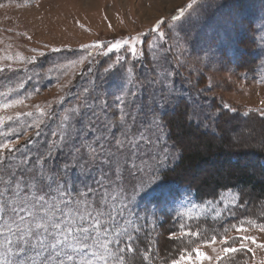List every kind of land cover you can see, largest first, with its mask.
<instances>
[{"label": "rangeland", "instance_id": "1", "mask_svg": "<svg viewBox=\"0 0 264 264\" xmlns=\"http://www.w3.org/2000/svg\"><path fill=\"white\" fill-rule=\"evenodd\" d=\"M209 1L196 0L194 10L187 9L190 0H35L31 2L8 1L0 3L4 5L0 7V69H3V71H0V86L3 87L0 89V105L6 101H24L22 105L0 110V117H15L17 113L23 114L29 111L33 112V116L36 117L39 115L37 110L42 109L49 115L41 119L51 121V116L59 114L58 107L64 101L69 103L68 109L76 107L77 104L82 105V97L88 95L91 98L94 86L90 85L88 88H83V85H80L82 82L81 75L85 77V73H87L86 76L89 73H96L97 69L84 71V67L92 62V58L88 55L82 53L78 56L66 58L67 55H59V52L73 51L72 53H76L75 50L85 48L91 44L99 43L107 46L123 41L135 43L136 47H139L142 46L144 39H147L145 48L149 50L156 47L161 41V39H158V34L153 33L151 29L157 27V21H163L159 28L167 37H181V31L190 27H195V31L198 33V36L194 35L189 43L182 38L185 40L184 45L180 41V47L176 50L178 55L176 59L180 63L178 72L190 81H186L184 85H195L196 81L199 82L198 86L196 85L198 87V98L186 94L181 89L183 85H176V82H174L171 88L162 89L161 95H158L161 99H166L150 109L149 120L153 116L157 117L164 109L169 112L173 105L176 109L178 107V100L176 99L182 100V94L184 93L185 100L183 102H185L191 113L195 112L197 114L200 111L199 107L202 102L212 103L215 109L221 112L225 111L227 116L225 119H221V124L218 126L219 131L227 135V141L224 144L231 152L239 150L236 154L242 156V153L245 152L243 150L246 149H264L263 124L260 122L255 123L252 120L240 121L239 119L242 117L239 115L252 113V111H256L261 115V112L264 111V20L262 21L264 12L263 17L260 14L256 22L259 30L255 38L257 46H259V67L256 70V75H250L244 72V69L252 64L247 62L245 58L247 57L248 60L250 58L247 55L241 56V53L237 52L239 51L238 46L241 47V45L238 44L239 40L235 39V36L241 34V26L244 29L243 26L247 16L243 14L240 18L237 15V10L243 13L245 6L238 7V3H235V5L230 4V7H227V5L219 9L210 18L205 17L206 13H202V6H199ZM257 1L254 0L253 3L256 8L259 6ZM263 2L264 0L261 4ZM182 8L185 9V15L178 20L173 19ZM193 39L197 42L196 46L191 45ZM53 49H59V51H53ZM142 50L145 51L144 47ZM79 61H83V63H78ZM131 77L134 83L133 92L136 93L140 82L132 74ZM115 82L113 81V83ZM31 83L33 86L29 87L28 84ZM157 84L161 88L170 85ZM118 87L119 85L116 84L115 88ZM67 91L72 93L69 94L68 92L66 94ZM80 92L82 93L80 94ZM105 92L113 94L107 104L109 113L104 117V120L111 123L112 119L115 118L114 115H116L114 110H117L120 106V100H118V93L110 90H105ZM75 94L78 95L77 99ZM68 95L71 96L68 97ZM139 100L140 97L138 96L133 102L139 105ZM99 104L97 101L92 102L95 111L101 116ZM104 105L106 104L104 103ZM205 107L208 109L207 106ZM135 110L133 109L131 112L130 107L127 109L133 115ZM226 110L234 114L230 115L228 114L229 111ZM181 111V108L178 111L176 110L172 114V118L174 120L178 119ZM203 112L207 115L206 121H208V124L202 122L198 129L211 136L216 146H219L224 140L220 132L216 131L215 134H211L207 130H201L210 128L209 123L214 122L209 111L204 109ZM27 121L29 124H26V128H23L24 122ZM34 122V118L24 115H21L18 123L15 121L6 122L9 125L7 130L9 139L15 147L22 143L20 146H29L28 142L33 141L28 139V136L24 138L17 137L22 133L36 138L37 131L34 128L29 129ZM195 126L197 125L195 124ZM13 130L16 133L15 137L12 135ZM2 138L5 137L0 134V139ZM181 140L193 141L189 136L181 138ZM26 142L28 144H25ZM177 157L174 159V156L170 153L169 161L160 170L172 165ZM237 157L240 165L249 164L254 166L252 164L255 161L254 156H250V160ZM215 160L211 155L207 162L199 165L198 168L182 170L180 176L188 180L186 182L191 180L197 185L209 179H224L227 174L231 173L226 158L218 159V165L214 162ZM247 161L249 162L246 163ZM160 170L152 178L153 184L147 193L137 194L133 198L131 191L128 192L130 199L128 200L129 212L127 215L136 222L137 227L140 229L136 233H140L144 229L145 224L142 222L148 223L149 228H153L152 223L154 220L152 218L161 212H173L172 215L175 217L190 220L203 216L213 219L216 212H221L225 216L231 210V208L225 210V204L220 201V198L212 205L208 202L201 204L194 199L192 193L183 189L172 187L164 192L156 190L159 187L157 176ZM84 174L80 170L73 169L72 183L77 185ZM260 177L264 179V175L260 174ZM228 192L236 194V191ZM208 193L210 192L208 191ZM244 193L247 196L245 198L248 202L250 201L246 205L247 213L251 214L250 211L253 209L252 211L256 212L253 216L258 212L260 217L259 211L262 206L258 205L257 196L249 190H245ZM148 204H151V207ZM259 219L257 220L264 223V217L261 216ZM154 223L156 224V222ZM243 226L249 227V231L247 233H236L234 231L235 236H255L258 243H264V233L251 228L247 224ZM155 234L160 236V231L156 230ZM111 247L115 248L119 245H111ZM215 247L219 249L221 246L217 244ZM249 247L253 249V252H249L250 259L248 263L260 264L261 261H264V249H257L255 245L251 244ZM203 250L209 255H214L211 249L206 248Z\"/></svg>", "mask_w": 264, "mask_h": 264}, {"label": "snow or ice", "instance_id": "2", "mask_svg": "<svg viewBox=\"0 0 264 264\" xmlns=\"http://www.w3.org/2000/svg\"><path fill=\"white\" fill-rule=\"evenodd\" d=\"M195 4L196 0H190L187 9L194 10ZM184 15L182 8L173 19ZM162 24L163 21H157V27L151 29L161 40L165 36L159 28ZM125 46L131 55H137L135 43L129 41L107 46L95 43L87 47H106L111 53ZM128 95L136 93L129 91ZM118 99L120 113L113 123L101 119L87 98L82 105L70 107L50 133L53 139L46 152L34 159L24 151L25 148L30 150L28 145L14 146L6 122L18 123L21 115L34 118L30 127L39 132L44 123L41 118L49 113L38 109L36 117L31 111L17 113L15 117H0V134L5 137L0 140V264H137L149 258L140 254L133 243L138 239L133 232L140 229L127 215L128 192L131 191L133 198L147 193L153 184L152 178L169 161L170 151H175V146L169 148L162 118L153 116L138 123L137 117L127 111L128 103L123 98ZM23 103L6 101L0 105V110ZM261 115L264 116V111ZM185 116L189 124L201 126L195 112ZM113 126H118V134L112 131ZM12 135H16L14 130ZM54 149L60 152L68 149L69 159L65 160L62 171L48 166ZM69 168L79 169L81 173L95 168L93 183L83 188L70 184L65 179ZM220 201L225 204V210L240 206V197L232 192L221 194ZM221 216V212H216L215 218ZM244 224L264 233V223L256 220L228 227L221 225L222 231L212 227L210 236L184 231L181 225L179 236L173 234L170 239L183 243V237L187 236L196 237L199 242L178 249V258L173 257L166 264H236V254L245 250L253 252L250 244L264 249V243H258L255 236L229 235L230 231L247 233L249 227L242 226ZM120 244L124 247H111ZM217 244L221 246L219 249L215 247ZM206 248L214 255L203 250Z\"/></svg>", "mask_w": 264, "mask_h": 264}, {"label": "trees", "instance_id": "3", "mask_svg": "<svg viewBox=\"0 0 264 264\" xmlns=\"http://www.w3.org/2000/svg\"><path fill=\"white\" fill-rule=\"evenodd\" d=\"M8 1L31 2L35 0H0V3ZM257 2L259 3V6L257 8L253 6L254 0H210L208 3L199 5L202 6L201 12L206 13L205 17L210 18L212 15L216 14L219 9L227 5V7H230V4L235 5V3H238V7L245 6L243 8V13L237 10V15L240 18L243 14H246L247 16L245 18L246 22H244L243 26L244 29H242L241 26V34L240 36H235V39L237 38V40H239L238 44L241 45V47L238 46L239 51L237 52L241 53V56L247 55L250 58L248 60V58L246 57L245 60L252 64L244 69V72L250 75H256V70L258 69V65L260 62V59L258 57L259 46H257V42L255 40L256 35L259 32L258 26H256V22L258 21V17L260 14L261 17H263L262 14L264 12V2L262 4V0H258ZM263 20L264 17L262 21ZM195 30V27L186 28L181 31V37L177 38L164 36V39H162L156 47H153L149 50L145 48L146 43L144 39L142 41V46L136 47V51L140 49L141 50L135 56L131 55L130 52L125 48H122L117 52L113 51L111 53H108L106 47L101 49H92L85 47L75 50L76 53H72L73 51H60L59 55H67L66 58H68L71 56H78L83 53L92 58L91 64L85 66L84 71H90L92 69H97V71L96 73H89V75L87 76V73H85V77L84 75H81L82 82L80 83V85H83V88H88L90 87V85H93L94 90L92 92L91 98L88 95L84 94L85 96L82 97V101L84 102V100L87 98L88 104L92 105V102L95 101L100 103L99 111L103 109V111H101L100 113L101 119L104 120V117L107 116V113H109L107 104L109 103L110 96L112 97L113 94L105 92V90H110L111 92L113 91L118 93V98H123L128 103L131 112L133 109H136L134 112V116L137 117V122L140 123L149 120L150 109L155 104H160L161 101L163 102L166 99H161L158 95H161L162 89L171 88L174 82H176V85H183L181 89L184 90L186 94H191L194 97L198 96L197 86L199 82L196 81L195 85H184L186 81H190L186 80V77L180 75L181 73L179 74L178 71L180 69V63H178L176 59L178 58L176 50L179 49L181 44L179 42L181 41L182 45H184L183 42L185 41L184 39H186V41L189 43V40L193 38L194 35L198 34ZM191 45H197L195 39H193V43ZM143 47L145 51L142 50ZM102 52L104 53L102 54ZM89 53H92V55H89ZM100 70L102 72H98ZM131 74L140 82L139 86H137L136 89V97H131L128 95L129 91L133 92L134 87ZM113 81L116 82L113 83ZM157 83H165V85H170L169 87L164 86L161 88ZM116 84L119 85L118 88H115ZM28 86L31 87L33 86V84H28ZM1 88L3 87L0 86V89ZM68 92L69 91H67L66 94H68ZM70 93L72 92H69V94ZM81 93L82 92H80V94ZM182 95L184 96L185 94L183 93ZM69 96L71 95H68V97ZM75 96H77V99L78 95L75 94ZM138 96L140 97V100L138 101L140 102V106L138 105V103L133 102L134 99H137ZM183 96L182 100L178 98L176 99L178 100V107L176 106V109L174 105L171 107L169 112L165 111V109L163 108L164 110L156 117L162 118L161 123L165 125L164 132L167 137L169 148L171 149L173 146H175V151H170V153L172 154V156H174V159L177 157V154L178 157L172 165L160 170L157 176L159 178V187H156L157 189H155L161 192H164L165 190H168L172 187L183 189L192 193L194 199L201 204L207 202H217L221 194L228 191H236V194L240 197V206L234 209L231 208V210L228 211L225 216L222 215L218 219H210L203 216L197 219L185 220L175 217L174 215H172L173 212L169 211L168 213L161 212L159 214H156L152 218V220L156 222V224L154 222L152 223L153 228H149L150 225L148 223L142 222L143 224H145L143 226L144 229L140 233L133 232V236L138 237V239L133 241V243H135V245L139 248L140 254L149 257L147 260L137 261V264H166V261H170L171 258H178V249H182L183 247H191L198 243L199 241L196 237L185 236L183 237V243H181L179 239L175 241L170 239L173 234L179 236L181 225L184 226V231H197L210 236V229L212 227H215L217 231H222L221 225H223L224 227H228L229 224H238L241 221L256 220L257 223H263L259 221V218H261V216L264 217V179L260 177V174L264 175V149H246L243 150L245 152L242 153V156L236 154L237 152H239V150L231 152L229 149H227L228 147H226V144H224L227 141V135L221 133L218 126L219 124H221V119H225L227 114L224 110V112H221L215 109L212 103L210 104L209 102H202V105H200L199 107L200 111L197 112L199 121L201 123L203 122L208 124V121H206L207 115L203 112V110L206 109L214 119V122L209 123L210 128H203L201 130H207L211 134H215L217 131L220 132V134L224 137L222 144L216 146V143L213 142V138L211 136H209L204 131H199L200 129H198L195 124H189L187 122L185 114L188 112L191 113V111H189L187 105L185 104V102H183L185 100ZM104 103L106 105H104ZM68 105L69 103L67 101H64V103L58 107L59 114L56 116H51V121H44L39 132H37L36 138L34 136L30 137V135H24V133L21 134L22 136H17L23 138L25 136H28V139L33 140L28 142L29 146H32L30 147V150L28 148L25 150L29 157L34 159L41 153L46 152L48 145L52 142L53 139L50 133L54 131L59 125L60 118L68 110ZM205 106H207L208 109ZM119 108H117V110H114L116 115H114L115 118L112 119L113 121L118 120L120 113ZM180 108L182 110L181 115L178 119L174 120L172 118V114H174V112L176 110L178 111ZM228 114L233 115L234 113H230L229 111ZM239 116H242L239 118L240 121L252 120L255 123L260 122L261 124H263L264 128V117L256 111H252V113L250 112L248 114ZM216 119L218 122L216 121ZM113 121H111V123H113ZM26 124H29V122H24L23 128H26ZM29 129H32V127H29ZM112 131L118 134V126H113ZM188 136L191 137L193 141L188 142L181 140V138H186ZM0 140H3V138ZM28 143L26 142L25 144ZM20 145H18L17 148L21 147ZM53 152V158L48 161V166L54 171H62L64 168L65 160L69 159L67 154L68 149H64L62 152L54 149ZM211 155L216 159L214 161L216 163L218 159L226 158V163L227 166L230 167L231 173L227 174L224 179H209L202 181V183L197 185L194 182H191V180H189V182H186L188 180H185V178L180 176L183 172L182 170H185L186 168H198L199 165L206 163ZM237 156H239L240 159L244 160H250V156H254L255 161L254 163H252L254 166H250L249 164H246L244 166L240 165ZM248 162L249 161H247L246 163ZM216 165H218V163ZM72 174L73 169L69 168L65 179L70 184H73ZM94 175H96V169L92 168L89 170V172L85 173L82 176L81 181L78 183L79 185L77 184L76 186L83 188L85 184H92ZM245 190H249L251 191V193H254L257 196L258 205L262 206L259 211V213L261 214L260 217L258 216V212L255 216H253V214L256 213L252 211L253 209H251L250 211L251 214L247 213L248 210L246 208V205H248L250 201L248 202L247 198H245L247 197L244 193ZM208 191L210 193L207 194ZM139 203L141 205V200L139 201ZM148 205L151 207V204ZM156 230L160 231V236L159 234H155ZM229 235L235 236L234 231H230ZM126 239L127 238H125V240ZM189 241H192V243L189 244ZM119 247H124V244H120ZM249 259L250 255L246 250L236 254V264H244L245 261H247V264H250V262L248 263Z\"/></svg>", "mask_w": 264, "mask_h": 264}]
</instances>
